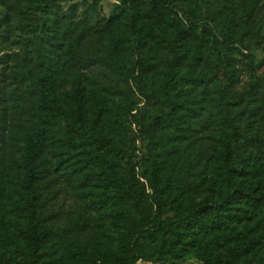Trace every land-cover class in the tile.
I'll return each mask as SVG.
<instances>
[{
  "label": "rangeland",
  "instance_id": "rangeland-1",
  "mask_svg": "<svg viewBox=\"0 0 264 264\" xmlns=\"http://www.w3.org/2000/svg\"><path fill=\"white\" fill-rule=\"evenodd\" d=\"M124 1L54 0L52 8L42 11L35 0L31 3L0 0V91L17 94L13 101L16 108L12 109V128L0 149V264H27L21 235L27 227L23 153L27 136L39 123L30 111V101L22 98L26 87L18 85L20 71L16 59L19 55L48 69L60 112L71 116L76 108V96L83 95L88 130L120 144V151H101L108 164L125 172L131 159L140 176L149 172L148 141L143 127L156 117H163L167 109L158 106L154 99L141 97L125 73L106 61L113 43L126 38ZM176 1L186 14L169 9L160 14L151 12L147 0H139L138 9L141 19L148 24L145 53L153 65L151 88L158 92L157 85L168 58L165 47L172 39L180 56L176 78L189 76L184 93L190 91L201 102L199 111L192 113L190 123L184 125L185 131L175 145L169 142L166 145L171 157L179 162L182 158L192 162L193 179L207 178L203 185L185 195V203L192 200L199 203L213 194L210 179L215 177V163L221 148L215 123V96L227 84L226 72L232 77L228 89L231 88L233 98L251 88L254 71L258 85L252 90L253 95L255 100L262 98L264 108V2L260 17L252 27L253 34L242 36L234 19L237 15L234 0H205L201 5L192 2L190 9L187 0ZM95 2H98L96 11ZM188 19L196 25L197 38L188 31ZM84 21L90 32L88 39L81 41L78 32ZM109 21L113 31H100L99 24ZM72 47L83 56L77 67L70 62ZM220 54L225 56L224 61ZM89 56L95 60H88ZM122 57L128 65L135 66L137 57L129 46ZM233 103L232 108L237 110L240 105L237 100ZM49 114L53 125L40 127L45 130L44 138L40 139L44 144L46 170L39 192L42 217L57 243L56 255L63 258L61 264H109L104 252L117 250L126 216L102 203L105 183L97 179L102 163L93 169L84 168V173L93 177L85 179L75 172L77 167L69 166L73 162L59 165L65 152L63 146L69 142L68 131L64 116L58 111ZM82 163V166L88 164ZM164 167L165 173L168 167ZM168 216L172 217L173 213ZM128 223L134 224L129 218ZM78 226L90 236L89 242L82 245L87 248L81 255L75 242ZM135 264L202 262L184 256L164 263L156 255L154 262L138 260Z\"/></svg>",
  "mask_w": 264,
  "mask_h": 264
},
{
  "label": "trees",
  "instance_id": "trees-1",
  "mask_svg": "<svg viewBox=\"0 0 264 264\" xmlns=\"http://www.w3.org/2000/svg\"><path fill=\"white\" fill-rule=\"evenodd\" d=\"M27 1L31 3V0ZM35 1L39 7L42 6V11L54 5V0ZM192 2L201 5L205 0H187L189 9ZM233 2L237 8L234 19L240 34H253L252 27L260 17L264 0ZM138 3L139 0L124 1L126 38L113 43L106 61L125 73L128 82L141 97L154 99L158 106L167 109L163 117H156L151 124L143 127L148 141L149 172L141 176L131 159L125 172L106 162L101 151H120V144L117 140L88 130L83 95L76 96V108L71 116L60 112L48 69L25 56L19 55L16 59L20 71L18 85L26 87L22 98L30 101V111L39 123V127L27 136L23 153L27 227L21 235L26 262L63 263V258L56 255L57 243L51 238V231L42 217L44 210L39 192L46 170L43 166L44 144L40 139L45 130L40 127L53 125L48 113L58 111L65 117L69 141L63 146L65 152L59 165L73 162L69 166L77 167L75 172L85 179L93 177L92 174H85L84 168L90 166L89 169H93L102 163V172L97 177L105 183L102 203L126 216L117 250L114 253L104 252L109 264H135L138 260L154 262L156 255L164 263L190 256L202 264H264V108L262 98L255 100L252 91L258 85L256 74L253 71L251 88L239 97L231 98L228 86L232 77L226 72L227 84L218 89L215 96V123L221 148L215 163V177L210 179L213 194L199 203L193 200L185 203V195L203 185L207 178L193 179L192 162L185 158L179 162L171 157L166 145L167 142L174 144L182 136L184 125L190 123L192 113L199 111L201 102L199 96H191L190 91L184 93L189 76L176 78L180 56L177 43L172 39L165 47L168 58L157 85L158 92L151 88L153 65L145 53V29L148 24L141 19ZM147 3L149 10L157 14L165 9L171 12L181 10L186 14L176 0H147ZM82 25L78 37L84 41L89 37L90 28L85 21ZM99 29L102 32L113 31L112 23L101 22ZM188 31L197 38L196 25L191 19H188ZM209 33L212 34L211 31ZM126 46L137 57L135 66L128 65L122 57ZM70 52V62L77 67L83 56L76 47H72ZM220 57L225 60L223 54ZM88 60L95 59L89 56ZM224 68L227 70V67ZM13 94L12 91H0V149L12 128V109L16 108L13 101L17 96ZM186 96L188 98L184 100ZM236 100L240 107L234 110L232 107ZM246 114L247 118H244ZM204 122L206 124V119ZM82 162L88 164L82 166ZM166 165L168 168L164 173L162 169ZM172 213L173 216L169 217ZM128 218L134 224L128 223ZM89 240L87 230L78 226L75 239L78 255L87 248L82 245Z\"/></svg>",
  "mask_w": 264,
  "mask_h": 264
},
{
  "label": "built area",
  "instance_id": "built-area-1",
  "mask_svg": "<svg viewBox=\"0 0 264 264\" xmlns=\"http://www.w3.org/2000/svg\"><path fill=\"white\" fill-rule=\"evenodd\" d=\"M112 1H116V0H112Z\"/></svg>",
  "mask_w": 264,
  "mask_h": 264
}]
</instances>
